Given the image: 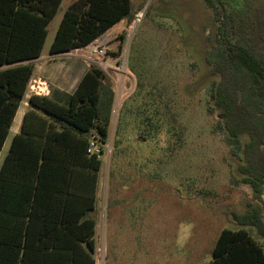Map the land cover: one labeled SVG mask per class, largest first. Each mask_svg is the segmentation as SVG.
Here are the masks:
<instances>
[{
  "label": "trees",
  "instance_id": "trees-1",
  "mask_svg": "<svg viewBox=\"0 0 264 264\" xmlns=\"http://www.w3.org/2000/svg\"><path fill=\"white\" fill-rule=\"evenodd\" d=\"M203 2L215 25L204 60L210 74L218 75L210 83L206 113L239 162V181L259 199L264 187V20L256 21V45L225 0ZM60 3L0 0V149L33 74L29 60L40 56ZM135 13L131 0H73L49 53L82 49ZM113 100L112 85L94 66L64 100L28 97L31 108L0 168V264H95V221L89 212L101 161L87 147L90 139L107 141ZM122 122L132 124L138 139H160L169 148L183 138V125L163 91L138 78L118 109L113 146L121 138ZM239 217L243 226L260 228L258 211ZM208 264H264V249L248 229L224 228Z\"/></svg>",
  "mask_w": 264,
  "mask_h": 264
},
{
  "label": "rangeland",
  "instance_id": "rangeland-1",
  "mask_svg": "<svg viewBox=\"0 0 264 264\" xmlns=\"http://www.w3.org/2000/svg\"><path fill=\"white\" fill-rule=\"evenodd\" d=\"M72 1L61 0L41 55L31 63L33 72L44 77L49 58L69 61L68 71L98 67L114 90L108 138L99 144L96 211L90 214L96 221L95 264H208L224 228L248 229L264 249V187L258 199L249 184L239 181V162L206 113L210 83L218 79L204 60L215 29L211 10L203 0H131L137 11L131 21L96 39L104 44V54L84 47L44 59ZM225 2L239 28L259 44L256 21L264 20V0ZM78 75L68 72L60 82L71 88ZM137 78L158 85L170 101L184 128L180 145L138 139L132 124L122 122L121 138L113 146L118 109ZM254 211L260 228L236 220Z\"/></svg>",
  "mask_w": 264,
  "mask_h": 264
},
{
  "label": "crops",
  "instance_id": "crops-1",
  "mask_svg": "<svg viewBox=\"0 0 264 264\" xmlns=\"http://www.w3.org/2000/svg\"><path fill=\"white\" fill-rule=\"evenodd\" d=\"M62 54H64V53H57V54H50V53H48V55L45 56L44 59H47L49 56L50 57L51 56L52 57L53 56L55 57V56L62 55ZM39 57L34 58V59H31L29 61L30 62L33 61V63H34ZM53 59L54 58L47 59L48 62L50 63V68H49L48 73L45 75V77L44 76H41L40 74H37L35 72H33L32 76H39V78H41L45 82L47 81L46 79H48V81L52 82V86H48V84L46 82V84L48 86V93L45 94V96H50L51 98H53L55 100L61 101V100H64V98L67 95H69L70 93H72V91L74 90L76 84L78 83V81L80 80L81 76L85 72V69H82V66L80 65V66L73 67L72 71H68L66 69V66L68 65L69 61H67V60L55 61ZM56 68L58 69V71L56 70ZM68 72L72 73L74 76H76L79 73V75L76 77V79L74 81L73 87H71V88H69L68 86H66V84H63V83L60 82V80ZM29 96H30V93L26 92L25 95H24V97H23V99L20 101V103H19V105H18V107L16 109V112H15V114L13 116L11 125L9 126V129H8V133H7V135L5 137V140L3 142V145H2V147L0 149V168L2 166L3 160H4L7 152L9 151L10 144H11V140H12L13 136L16 133H18L19 130H20L21 122L23 120V116H24L25 112L31 108V107H29L28 102H27V99H28ZM21 103H23V105H22V107H19ZM33 110L36 113L40 114L38 110H36V109H33ZM15 118L17 120L14 123ZM98 182H99V175L97 176V186H96V192H95L94 208H93V210H91L89 212V216H90L91 212L96 211L95 210V207H96V200L98 198ZM7 190H8V193H11L13 189L8 186ZM95 226H96V221H95Z\"/></svg>",
  "mask_w": 264,
  "mask_h": 264
},
{
  "label": "built area",
  "instance_id": "built-area-1",
  "mask_svg": "<svg viewBox=\"0 0 264 264\" xmlns=\"http://www.w3.org/2000/svg\"><path fill=\"white\" fill-rule=\"evenodd\" d=\"M90 53L104 54L105 48L102 41L96 40L94 43H91L89 46H86ZM26 92L36 95H45L48 93V86L44 80L41 78H30ZM87 152L89 154H96L100 156L101 149L99 143L95 139H90L87 147Z\"/></svg>",
  "mask_w": 264,
  "mask_h": 264
},
{
  "label": "water",
  "instance_id": "water-1",
  "mask_svg": "<svg viewBox=\"0 0 264 264\" xmlns=\"http://www.w3.org/2000/svg\"><path fill=\"white\" fill-rule=\"evenodd\" d=\"M101 36H103V35H101ZM101 36H100V37H101Z\"/></svg>",
  "mask_w": 264,
  "mask_h": 264
}]
</instances>
